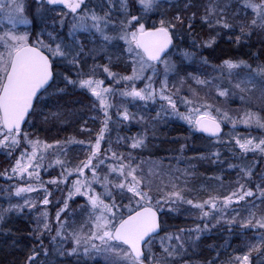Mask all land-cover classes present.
Returning a JSON list of instances; mask_svg holds the SVG:
<instances>
[{"label": "snow or ice", "instance_id": "snow-or-ice-1", "mask_svg": "<svg viewBox=\"0 0 264 264\" xmlns=\"http://www.w3.org/2000/svg\"><path fill=\"white\" fill-rule=\"evenodd\" d=\"M221 34L249 49L258 36L262 47L214 63L203 50ZM261 57L264 0H0V232L34 217L16 264H192L213 230L227 236L200 264H264ZM70 96L94 113L78 121L87 138H41L37 121L60 119ZM169 119L205 142L194 159L214 171L198 189L191 161L145 167L148 129ZM181 210L191 224H170Z\"/></svg>", "mask_w": 264, "mask_h": 264}, {"label": "trees", "instance_id": "trees-1", "mask_svg": "<svg viewBox=\"0 0 264 264\" xmlns=\"http://www.w3.org/2000/svg\"><path fill=\"white\" fill-rule=\"evenodd\" d=\"M195 32L198 39L206 38L208 35V29L197 24ZM260 37L254 36L251 43L254 45L251 49L239 48L235 44L228 40V37L221 34L217 38L216 45L213 49H206L204 55L208 56L214 63H219L224 58H243L248 59L245 53L249 51L255 52L259 50L262 45L259 43ZM190 38H185L183 47L189 44ZM178 43V42H177ZM262 58V57H261ZM264 60V57H263ZM67 99V103L61 102L60 112L62 116L60 119H50L49 123L42 124L39 121L36 123V128L33 131H37L41 138H47L49 141L60 138L63 139L67 136H76L78 139H86L78 132L80 116L85 117L93 115L88 108L85 107L89 103L86 98L70 96ZM77 99L83 100V103H75ZM52 111H57L55 106H52ZM89 126L97 129L95 125L89 122ZM226 130V128H225ZM143 128L139 125L131 128V133L142 132ZM122 135L126 134L121 132ZM196 136H192L186 125L178 123L174 119L161 120L160 123L151 126L148 129L149 144L146 150L142 153V159L157 165H162L165 171L169 166L173 171L177 168L184 170L190 168L191 165H195L196 179L191 181L190 187L199 188L204 181V177L213 174L214 167L207 162H201L196 159L201 152L205 150V142L198 139ZM181 143H187L188 147L185 150L183 156L177 151ZM7 166L4 163V158L0 156V168ZM44 179H48V176L44 174ZM227 182V181H226ZM0 179V186H2ZM0 205L5 206L3 198L0 196ZM187 218H185L181 212L174 215L171 222L173 225L185 226ZM31 225L28 220L22 216H15L6 228L0 233V264H16V262L23 257V253L26 246L30 244L29 232ZM10 230V233H9ZM227 234L224 232H214L207 235L201 242L200 247L196 249V253L191 257L193 262L199 264L205 258L209 257L208 250L209 245L220 244ZM15 241V243H14ZM233 246L235 247L239 241L233 237ZM62 264H85L76 263L72 259L66 260ZM86 264H103L99 261H93Z\"/></svg>", "mask_w": 264, "mask_h": 264}, {"label": "rangeland", "instance_id": "rangeland-1", "mask_svg": "<svg viewBox=\"0 0 264 264\" xmlns=\"http://www.w3.org/2000/svg\"><path fill=\"white\" fill-rule=\"evenodd\" d=\"M165 7H167V5L165 6ZM197 34H199V33H197ZM179 44H180V46H181V48H183V44H184V40L183 41H180V40H178L177 41ZM256 52V51H255ZM261 60L262 61H264L263 60V57L261 58ZM196 65H193V67H195ZM188 71H192V68H188L187 69ZM230 107L231 108H233V109H240L241 107H242V105H241V102H240V100H239V98L238 97H236V98H234V102L233 103H231L230 104ZM178 123H182V124H184L182 121H179V120H176ZM184 125H186V124H184ZM187 126V125H186ZM95 127L98 129V125H95ZM225 131H227V128H226V130ZM240 131L241 132H243L244 131V129H243V126H241V128H240ZM121 134V133H120ZM254 134H258L257 132H254ZM122 135V134H121ZM115 136H116V133H113V140L115 139ZM146 163H145V167L146 168H148V167H150L151 166V164L148 162V161H145ZM46 175V174H45ZM1 183H3V185L2 186H6L5 184H4V181L1 179ZM2 197V196H1ZM3 198V197H2ZM7 205L5 204V207H6ZM52 211V213H53V215H54V212H55V209H52L51 210ZM181 212V214L185 217V218H187V216L185 215V213L183 212V210H181L180 211ZM178 214V213H177ZM20 216H22V217H24L25 219H27L28 220V223L31 225V227H33L34 225H33V219H34V217H32V218H30L29 217V215H27V214H25V215H20ZM173 218V217H172ZM172 218L170 219V221H169V223L170 224H172V222H171V220H172ZM191 224V221L187 218V221H186V223H184V225H190ZM173 225V224H172ZM218 232V230H213L211 233H209V234H212V233H214V232ZM219 232H222V231H219ZM1 233V232H0ZM209 234H207V235H209ZM197 251L195 250V253H196ZM194 254L193 253H189V256H190V258L193 256ZM61 259V261H62V263H64L66 260H68V259H72L74 262H78V263H85V261H86V263H89V262H93V261H99V262H101V263H103V258L102 257H100V256H92V257H75V256H64V257H62V258H60ZM192 260V259H191ZM192 264H197V263H195V262H193V260H192ZM200 264V263H199Z\"/></svg>", "mask_w": 264, "mask_h": 264}]
</instances>
